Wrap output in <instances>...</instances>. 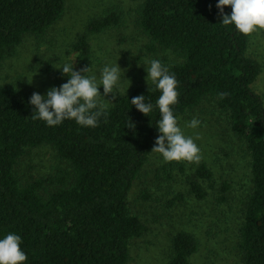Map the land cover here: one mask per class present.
Returning <instances> with one entry per match:
<instances>
[{
    "label": "trees",
    "instance_id": "trees-1",
    "mask_svg": "<svg viewBox=\"0 0 264 264\" xmlns=\"http://www.w3.org/2000/svg\"><path fill=\"white\" fill-rule=\"evenodd\" d=\"M216 3L143 0L139 25L151 39V51L173 49L183 57L172 65L162 62L178 81L174 114L180 118L212 100L244 143L252 185L242 204L238 250L243 264H264V97L255 89L262 67L249 54L250 35L220 24ZM66 9L67 0H0V67L27 36L41 37L53 28ZM121 22V13L112 11L92 19L86 31L99 34ZM74 49L83 68L89 67L87 34L78 36ZM141 94L152 103L159 95L151 84L139 85L108 108L95 128L70 120L48 127L33 119L28 92L0 88V236L22 237L27 264H129L134 241L147 232L131 210L130 195L158 135V110L148 117L129 102ZM128 120L135 131L126 126ZM42 145L52 146L67 167L23 183L18 161ZM213 181V171L201 163L190 191L203 201L209 196L205 184ZM231 191L224 182L217 201L228 202ZM142 196L152 198L148 191ZM199 250L194 234L178 232L168 264H192Z\"/></svg>",
    "mask_w": 264,
    "mask_h": 264
},
{
    "label": "rangeland",
    "instance_id": "rangeland-1",
    "mask_svg": "<svg viewBox=\"0 0 264 264\" xmlns=\"http://www.w3.org/2000/svg\"><path fill=\"white\" fill-rule=\"evenodd\" d=\"M142 3L143 0H67L66 13L53 28L41 37L27 36L15 56L3 63L0 88L13 87L30 95L33 92L44 95L49 88L65 83L67 77L57 68L74 59V70L83 68L81 54L74 49L80 34L88 35L91 45L88 63L97 77L106 63L117 59L121 69L126 70L127 80L122 82L114 103L137 86L148 85L142 64L155 58L172 65L183 61V57L173 49H149L151 39L139 25ZM112 11L121 13L120 25L99 34L87 33L86 27L92 19ZM249 35V54L262 67L255 89L264 97V30ZM100 92L103 93L102 86ZM105 102L109 108L114 105ZM194 116L201 120L200 127L184 130L186 135L200 136L196 141L201 149L199 164L164 163L152 154L134 185L131 210L144 220L147 232L134 241L129 264H168L172 239L181 231L194 234L200 241V250L192 258V264H243L238 241L242 204L252 185L250 156L212 100L178 118L181 127ZM201 163L211 168L214 181L205 184L208 198L198 201L190 191V182ZM62 167L67 166L56 150L42 145L22 156L16 169L21 181L26 183L33 178L55 175ZM226 181L232 185L229 201L219 203L217 198ZM145 191L152 196L150 200L143 198Z\"/></svg>",
    "mask_w": 264,
    "mask_h": 264
},
{
    "label": "clouds",
    "instance_id": "clouds-1",
    "mask_svg": "<svg viewBox=\"0 0 264 264\" xmlns=\"http://www.w3.org/2000/svg\"><path fill=\"white\" fill-rule=\"evenodd\" d=\"M215 7L223 26H233L243 35L264 30V0H217ZM226 7H230L229 13L225 12ZM117 60L106 63L99 70L98 77L90 67L74 70L75 59L65 62L57 69L67 77V81L59 87L49 88L44 95L33 92L29 98L33 119L43 121L48 127L59 126L66 120L75 121L85 128L97 127L101 117L107 118L109 103L105 101L115 104L113 101L119 96L120 86L127 80L124 76L126 70L121 69ZM142 65L147 73V84L154 86L159 95L154 103L144 94L131 98L129 102L148 117L158 110L159 118L155 123L158 135L151 153L164 163L186 161L199 164L201 149L196 141L200 136L186 135L184 129H197L201 120L194 116L181 127L173 111L179 96L175 74L160 59L154 58ZM101 86L103 93L100 92ZM129 86L130 83L127 89ZM225 95L222 94V97ZM126 126L135 131V124L129 120ZM21 245L22 237L15 232L0 236V264H27L28 256Z\"/></svg>",
    "mask_w": 264,
    "mask_h": 264
}]
</instances>
